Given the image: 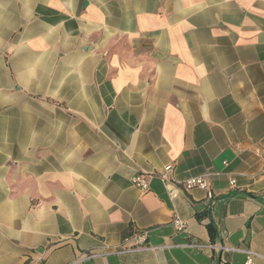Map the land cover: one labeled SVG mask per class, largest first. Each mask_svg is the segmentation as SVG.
<instances>
[{
  "label": "crops",
  "instance_id": "crops-1",
  "mask_svg": "<svg viewBox=\"0 0 264 264\" xmlns=\"http://www.w3.org/2000/svg\"><path fill=\"white\" fill-rule=\"evenodd\" d=\"M245 250L264 264V0H0V264Z\"/></svg>",
  "mask_w": 264,
  "mask_h": 264
},
{
  "label": "built area",
  "instance_id": "built-area-1",
  "mask_svg": "<svg viewBox=\"0 0 264 264\" xmlns=\"http://www.w3.org/2000/svg\"><path fill=\"white\" fill-rule=\"evenodd\" d=\"M173 172H174V167L173 165H167L164 168V171L161 173L160 177L161 179L165 182L166 186L168 185V181L173 179ZM132 184L140 188L142 190H148L150 187V181H149V175L139 172L136 173L132 178H131ZM180 183L187 189H193V188H201L207 191L208 196L211 197L213 195V192L211 190L212 183L208 177L207 174H201V175H194L190 176L182 181ZM232 184H235V180H231ZM173 226L177 231H184L187 228V222L181 218L178 214H176L173 218ZM134 242L136 245H138L139 249L143 248H148L144 246L143 244L145 243V236L142 234H137L136 236L133 237ZM192 246H197V247H215L211 245H205V244H189ZM151 248H156V247H151ZM219 249H225L224 246H217ZM229 250L236 251L239 250V248L236 247H227ZM245 253L247 254L246 256V261L245 264H252L253 262V257L258 255L256 252H253L251 250H245ZM95 254H87L84 257L85 258H91L94 257Z\"/></svg>",
  "mask_w": 264,
  "mask_h": 264
},
{
  "label": "trees",
  "instance_id": "trees-1",
  "mask_svg": "<svg viewBox=\"0 0 264 264\" xmlns=\"http://www.w3.org/2000/svg\"><path fill=\"white\" fill-rule=\"evenodd\" d=\"M208 229H209V232H210L211 236L213 237L214 236V229H213L212 224L208 225Z\"/></svg>",
  "mask_w": 264,
  "mask_h": 264
}]
</instances>
